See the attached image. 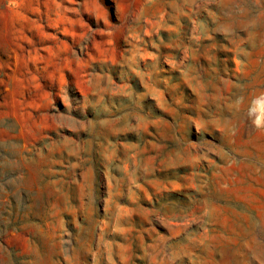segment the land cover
<instances>
[{"label": "rangeland", "instance_id": "1", "mask_svg": "<svg viewBox=\"0 0 264 264\" xmlns=\"http://www.w3.org/2000/svg\"><path fill=\"white\" fill-rule=\"evenodd\" d=\"M0 264H264V0H0Z\"/></svg>", "mask_w": 264, "mask_h": 264}, {"label": "clouds", "instance_id": "2", "mask_svg": "<svg viewBox=\"0 0 264 264\" xmlns=\"http://www.w3.org/2000/svg\"><path fill=\"white\" fill-rule=\"evenodd\" d=\"M256 123H257V126H259V121H257Z\"/></svg>", "mask_w": 264, "mask_h": 264}]
</instances>
